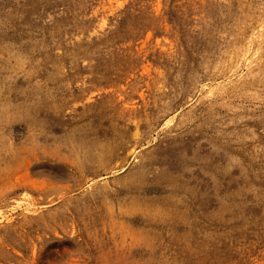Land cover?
<instances>
[{
    "label": "rangeland",
    "instance_id": "obj_1",
    "mask_svg": "<svg viewBox=\"0 0 264 264\" xmlns=\"http://www.w3.org/2000/svg\"><path fill=\"white\" fill-rule=\"evenodd\" d=\"M263 122L264 0H0V264H264Z\"/></svg>",
    "mask_w": 264,
    "mask_h": 264
},
{
    "label": "bare ground",
    "instance_id": "obj_2",
    "mask_svg": "<svg viewBox=\"0 0 264 264\" xmlns=\"http://www.w3.org/2000/svg\"><path fill=\"white\" fill-rule=\"evenodd\" d=\"M63 3V2H62ZM88 3V2H87ZM23 5V4H22ZM24 5H25V3H24ZM68 5H70V4H68ZM81 5V4H80ZM21 6V5H20ZM74 6H76V5H74ZM16 7V6H15ZM68 7V6H67ZM17 8V7H16ZM61 8V7H60ZM15 9V8H14ZM23 9V8H22ZM25 10V9H24ZM77 10V9H76ZM74 11V12H77V11ZM22 11V10H21ZM32 11V10H31ZM20 13V12H19ZM25 13V12H24ZM30 13V12H29ZM32 13V12H31ZM38 13V12H37ZM66 13H67V11H66ZM62 14V13H61ZM21 15V14H20ZM68 15V14H67ZM66 15V16H67ZM226 15V14H225ZM21 16H23V15H21ZM32 16V15H31ZM30 16V17H31ZM57 16V15H56ZM61 17V16H60ZM75 17V16H74ZM33 18V17H32ZM63 18V17H62ZM76 18V17H75ZM61 19V18H60ZM69 19V18H68ZM76 19H78V18H76ZM62 20V19H61ZM75 20V19H74ZM217 20V19H216ZM215 20V21H216ZM58 21V20H57ZM66 22V21H65ZM57 23V22H56ZM215 23V22H214ZM219 23V22H218ZM222 23V22H221ZM71 23H69V25H70ZM31 25V24H30ZM64 25V24H63ZM28 26V25H27ZM58 26H59V24H58ZM66 26V25H65ZM68 26V25H67ZM72 26V25H71ZM65 28V27H64ZM74 33V32H73ZM66 34V33H65ZM69 37V36H68ZM64 39V38H63ZM232 108V107H231ZM237 122V121H236ZM264 123V122H263ZM262 126H263V124H262ZM238 128V127H237ZM131 130V129H130ZM260 132H263V131H260ZM263 134V133H262ZM242 136V135H241ZM261 136V135H260ZM237 137V136H236ZM236 140V139H235ZM246 140V139H245ZM257 140V139H256ZM263 140V139H262ZM234 141V140H233ZM251 141V140H250ZM253 141V140H252ZM255 141V140H254ZM237 142V141H236ZM248 142V141H247ZM261 142V141H260ZM238 143V142H237ZM264 143V142H263ZM252 145V144H251ZM248 147V146H247ZM247 149H249V148H247ZM260 149V148H259ZM246 152V151H245ZM250 152V151H249ZM255 155V154H254ZM258 155V154H257ZM251 157H253V156H251ZM235 158V157H234ZM256 158V157H255ZM42 159V158H41ZM238 159V158H237ZM246 159V158H245ZM254 159V158H253ZM41 161V160H40ZM246 161V160H245ZM258 161V160H257ZM256 161V162H257ZM44 162V161H43ZM52 162V161H51ZM244 163V162H243ZM246 163H248V162H246ZM259 163H261V162H259ZM253 164V163H252ZM35 165V164H34ZM248 165H250V164H248ZM252 167V166H251ZM258 167V166H257ZM33 168V167H32ZM252 169V168H251ZM240 170V169H239ZM53 171H54V169H53ZM251 171V170H250ZM263 171H264V167H263ZM249 172V171H248ZM257 172V171H256ZM262 172V171H261ZM50 173V172H49ZM52 173V172H51ZM54 173H55V171H54ZM238 173V172H237ZM263 173V172H262ZM56 174H60V173H56ZM251 174V173H250ZM253 175H254V173H253ZM255 175H257L256 173H255ZM262 175V174H261ZM258 178V177H257ZM261 178V177H260ZM263 180V179H262ZM255 182V181H254ZM264 182V181H263ZM234 184V183H233ZM238 184V183H237ZM242 184V183H241ZM244 184V183H243ZM236 185V184H235ZM247 185V184H246ZM170 187V186H169ZM251 187V186H250ZM260 186H258V187H255V188H259ZM262 187V186H261ZM264 188V187H263ZM248 190V189H247ZM260 190V189H259ZM261 191V190H260ZM245 192V191H244ZM252 192V191H251ZM259 192V191H258ZM242 193V192H241ZM254 193V192H253ZM261 194H264L263 192L261 193ZM246 195H247V193H246ZM254 195V194H253ZM259 195H260V192H259ZM241 196H242V194H241ZM240 196V197H241ZM255 196V195H254ZM262 197H263V195H262ZM255 198H256V196H255ZM258 199V198H257ZM247 200H249V199H247ZM251 201V200H250ZM256 202V201H255ZM254 202V203H255ZM233 203V202H232ZM253 203V202H252ZM257 203V202H256ZM251 204V203H250ZM261 204H262V202H261ZM237 205V204H236ZM243 205V204H242ZM257 206V205H256ZM263 206V205H262ZM261 206V207H262ZM230 207H231V205H230ZM229 207V208H230ZM243 208V207H242ZM258 208V207H257ZM251 209V208H250ZM263 209V208H262ZM231 210H232V208H231ZM244 210V209H243ZM263 211V210H262ZM237 212V211H236ZM250 215V214H249ZM246 216H248V215H246ZM236 217V216H235ZM234 217V218H235ZM241 218H243V217H241ZM259 218V217H258ZM255 219V218H254ZM235 220V219H234ZM237 220V219H236ZM248 220V219H247ZM250 220V219H249ZM258 220V219H257ZM262 220H264L263 218H262ZM221 221V220H220ZM226 221H224V223H225ZM235 222V221H234ZM246 222V221H245ZM244 222V223H245ZM231 223V222H230ZM254 223H256V222H254ZM262 224V223H261ZM247 225V224H246ZM245 225V226H246ZM263 226V225H262ZM239 230V229H238ZM262 230H264V229H262ZM259 232V231H258ZM253 234V233H252ZM53 237H55V238H57V237H72V238H75V237H73L71 234H69V233H67V232H59V233H49L48 234V236H47V239L49 240V239H51V238H53ZM235 237V236H234ZM235 238H237V236L235 237ZM233 239V238H232ZM231 239V240H232ZM238 239V238H237ZM221 241V240H220ZM238 241V240H237ZM232 244V243H231ZM245 246V245H244ZM248 248V247H247ZM264 250V249H263ZM237 252V251H236ZM257 258V257H256ZM263 261V260H262ZM256 262V261H255ZM264 262V261H263ZM261 263V262H260Z\"/></svg>",
    "mask_w": 264,
    "mask_h": 264
}]
</instances>
